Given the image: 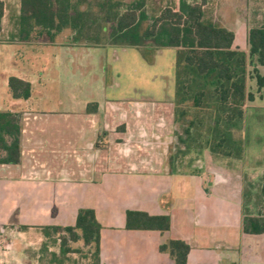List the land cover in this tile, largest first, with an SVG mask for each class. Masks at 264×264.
I'll list each match as a JSON object with an SVG mask.
<instances>
[{
    "label": "crops",
    "instance_id": "1",
    "mask_svg": "<svg viewBox=\"0 0 264 264\" xmlns=\"http://www.w3.org/2000/svg\"><path fill=\"white\" fill-rule=\"evenodd\" d=\"M4 10L3 2V16ZM220 25L227 28L226 25ZM248 29L240 34L233 32V49L247 50ZM2 31L1 27L0 76H6V83L10 76L26 80L30 82L32 91L26 100L12 99L9 91L6 92V99H10L12 106L18 108L17 111L0 107V111L25 115L22 118L20 116V122L25 121L22 125L27 126L21 128L20 125L18 163H0V264H38L36 251L43 237L37 227L72 226L80 208L93 209L101 226V264H174L168 253L159 251L160 244L172 239L183 240L189 245L186 264H264V233L247 235L241 230L250 239L239 244L228 230L230 224L236 230L241 229L243 183L240 179L233 182L229 170L223 166L220 169L198 166L199 172L196 174L113 170L101 172L94 179L50 177L57 173L78 175L81 170L73 161L61 166L59 171L46 166L40 168L42 160L47 156L44 151L47 144L41 143L42 137L49 138L52 144L58 146L65 142L75 143L76 150L82 152L87 134L91 131L87 117L97 114L101 117L105 105L101 103L102 99H87L77 106L76 113L49 109L35 111L28 104L36 92L34 79L46 70L44 66L38 67L36 60L44 48L58 46L61 51L68 53L86 46L54 42L45 33L32 41L5 42L1 39ZM8 44L19 46L16 54L9 56L16 75H4L1 71V49ZM36 48L40 49V55L35 52ZM17 52L24 54L29 67L17 62ZM260 73L264 74V67ZM248 76L246 92L252 94V100L246 101V112L247 108H260L264 101V86L258 88L255 79ZM173 97L168 99L173 100ZM1 101H4L3 96L0 97ZM93 102L97 104L96 112L87 113V103ZM62 114L68 115L63 119L65 122L59 118ZM97 121L100 122L99 119ZM27 146L28 150L25 151ZM34 151L37 152L33 154ZM35 156L40 167L25 162L26 159L32 161ZM48 157L51 160V156ZM230 206L234 216L232 219L227 215ZM178 207L181 209L176 217ZM127 211L144 212L151 216L168 215L170 227L166 231L127 229ZM10 225L28 228L17 230L7 227Z\"/></svg>",
    "mask_w": 264,
    "mask_h": 264
},
{
    "label": "trees",
    "instance_id": "2",
    "mask_svg": "<svg viewBox=\"0 0 264 264\" xmlns=\"http://www.w3.org/2000/svg\"><path fill=\"white\" fill-rule=\"evenodd\" d=\"M176 1L160 6L156 0H21L18 16L20 34L32 20L42 28L39 33L51 38L56 33L50 29H69L73 42L148 47L153 51L174 49L175 140L166 158L171 173L189 154L199 157L208 151L214 158L241 159L246 140L238 134L245 127L246 101L252 100V94L246 92L247 76L255 79L258 88L264 86V74L260 73L264 67V21L249 27L247 50L233 49L234 33L207 14L205 0ZM2 17L0 0V31ZM7 86L12 99L26 100L31 95V84L26 80L10 76ZM96 109L95 102L85 108L87 113ZM20 131V114L0 111V163H18ZM189 161V174L198 173L193 159ZM241 197L242 232L263 234L264 174L254 184L247 182ZM169 227L168 215L126 212L127 229L166 231ZM37 229L43 237L36 252L38 264H76L70 256L73 253L86 260L83 264H101V226L93 209H78L72 226L44 225ZM50 246H57V250H50ZM189 249L178 239L159 246L174 264H186Z\"/></svg>",
    "mask_w": 264,
    "mask_h": 264
},
{
    "label": "rangeland",
    "instance_id": "3",
    "mask_svg": "<svg viewBox=\"0 0 264 264\" xmlns=\"http://www.w3.org/2000/svg\"><path fill=\"white\" fill-rule=\"evenodd\" d=\"M156 1L163 6L166 2L176 0ZM3 2L5 6L1 24L3 41H32L42 37L45 32L39 33L42 28L36 26L32 20L27 23L28 25L23 23L26 31L23 34L19 33L21 24H18V16L21 12V0ZM204 9L214 20L237 34L264 21V0H205ZM50 31L56 33L53 38L49 37L51 41L84 44L86 47L64 53L58 46H53L44 48L42 54L38 51L40 49L36 48L35 52L41 54L40 58L37 57V66H44L46 70L43 71V75L34 79L36 92L28 104L30 103L35 111L49 109L76 113L77 106L85 100L102 99L101 103L105 105L104 114H101V117L98 114L87 117L91 131L87 134L82 152L76 150L75 143L65 142L58 146L52 144L49 138L42 137L41 143L47 144V149L44 150L47 156L42 160L43 165L41 167L38 165L36 156L32 161L26 159V164L30 162L42 169L46 166L59 171L61 166L64 167L73 161L81 170L80 174L50 175L54 179L69 180L94 179L101 172L113 170L142 173L169 171L166 164L168 147L175 140L173 100L168 99L173 97L174 91V49L160 48L153 51L148 47L90 45L91 43L73 42L69 29ZM18 49L19 46L9 44L2 47L1 71L4 75L7 73L16 75L9 56L15 55ZM16 60L23 63L22 65L30 66L22 53L17 52ZM6 92H8L6 76H0V97L3 96L4 100L0 102V107L17 111L18 108L12 106L10 99L9 101L6 99ZM261 105L260 108H247L245 127L238 134L246 140L241 159L214 158L208 151L199 157L189 154L182 159L180 163L182 165L178 167L176 173L189 174V160L193 159L192 165L196 166L194 168L202 166L201 168L220 169L223 166L229 170L232 181L240 179L243 187L247 182L252 184L258 182L264 174V101ZM20 116L22 118L25 115ZM67 116L62 114L59 118L65 122L63 119ZM23 123L25 121L20 122L21 128H26ZM27 150L28 146L25 151ZM48 156H51V160ZM178 208L179 210L175 212L176 217L181 209ZM228 208L227 215L232 219L234 218L232 206ZM230 225L228 230L234 234L236 243L242 244L243 240L249 238L242 234L241 229L237 227V231L233 224ZM50 250L56 251L57 246H50ZM70 256L76 260V264L86 262L76 253Z\"/></svg>",
    "mask_w": 264,
    "mask_h": 264
}]
</instances>
